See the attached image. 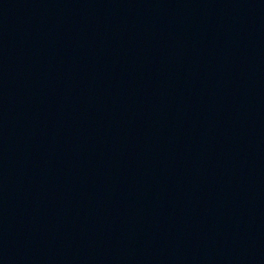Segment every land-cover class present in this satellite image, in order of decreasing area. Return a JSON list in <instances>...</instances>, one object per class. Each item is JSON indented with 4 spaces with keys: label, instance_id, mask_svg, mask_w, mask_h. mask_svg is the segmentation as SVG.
I'll return each mask as SVG.
<instances>
[{
    "label": "water",
    "instance_id": "1",
    "mask_svg": "<svg viewBox=\"0 0 264 264\" xmlns=\"http://www.w3.org/2000/svg\"><path fill=\"white\" fill-rule=\"evenodd\" d=\"M0 264H264V0H0Z\"/></svg>",
    "mask_w": 264,
    "mask_h": 264
}]
</instances>
